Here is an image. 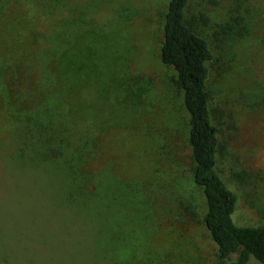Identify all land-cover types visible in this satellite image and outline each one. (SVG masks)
<instances>
[{
  "label": "rangeland",
  "instance_id": "obj_1",
  "mask_svg": "<svg viewBox=\"0 0 264 264\" xmlns=\"http://www.w3.org/2000/svg\"><path fill=\"white\" fill-rule=\"evenodd\" d=\"M32 2L16 4L0 21V54L20 66L39 50L31 26L55 25ZM76 2L92 9L85 13L93 30L81 38L82 51L102 73L82 91L106 129L90 169L140 182L156 201L154 235L114 259L103 236L115 235L125 217L102 209L99 198L84 199L78 211L65 195L68 180L36 169L14 172L0 154V264H229L219 256L204 221L205 197L191 180L183 91L175 69L161 60L170 0H70ZM186 14L213 52L208 89L221 141L215 170L238 194V222L264 225V0H190ZM125 79L133 83L128 104L119 99ZM12 120L0 99V142L10 153ZM192 202L199 203L198 215Z\"/></svg>",
  "mask_w": 264,
  "mask_h": 264
},
{
  "label": "trees",
  "instance_id": "obj_2",
  "mask_svg": "<svg viewBox=\"0 0 264 264\" xmlns=\"http://www.w3.org/2000/svg\"><path fill=\"white\" fill-rule=\"evenodd\" d=\"M189 1L169 2L161 60L175 69L190 115L189 142L195 163L191 180L205 197L204 221L220 258L229 264H264V225L238 222V194L215 170L221 141L208 89L213 52L207 38L187 19ZM21 2L0 0V21ZM31 4L39 6L44 17L55 18V25L43 30L31 26L39 50L27 65L0 54V99L14 120L10 128L14 151L10 153L0 142L1 158L8 160L14 172L36 169L48 178L68 180L65 195L78 211H84V199L99 198L102 209L125 217L115 224V235L103 236V247L114 259L125 251L139 250L154 235L153 200L137 180L133 181L139 184H131L108 171L90 169L106 131L98 121L96 106L89 107L82 96L84 88L93 87L95 74L96 83L102 75L89 59L84 60L82 51L81 38L93 30L86 25L85 13L92 9L70 0H33ZM124 83L119 99L128 104L133 83L126 79ZM198 205L192 202L195 215Z\"/></svg>",
  "mask_w": 264,
  "mask_h": 264
}]
</instances>
